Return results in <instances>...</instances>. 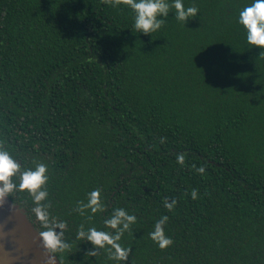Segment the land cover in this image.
Returning a JSON list of instances; mask_svg holds the SVG:
<instances>
[{
	"label": "trees",
	"instance_id": "obj_1",
	"mask_svg": "<svg viewBox=\"0 0 264 264\" xmlns=\"http://www.w3.org/2000/svg\"><path fill=\"white\" fill-rule=\"evenodd\" d=\"M0 185L60 264H264V0H0Z\"/></svg>",
	"mask_w": 264,
	"mask_h": 264
},
{
	"label": "water",
	"instance_id": "obj_2",
	"mask_svg": "<svg viewBox=\"0 0 264 264\" xmlns=\"http://www.w3.org/2000/svg\"><path fill=\"white\" fill-rule=\"evenodd\" d=\"M0 264H60L47 242L0 185Z\"/></svg>",
	"mask_w": 264,
	"mask_h": 264
}]
</instances>
